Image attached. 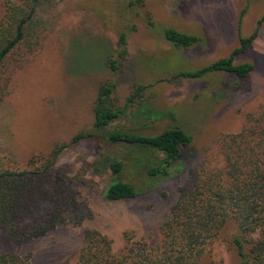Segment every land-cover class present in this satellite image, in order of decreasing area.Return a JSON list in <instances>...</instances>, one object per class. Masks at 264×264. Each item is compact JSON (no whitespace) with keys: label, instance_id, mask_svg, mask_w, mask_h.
<instances>
[{"label":"rangeland","instance_id":"374dc122","mask_svg":"<svg viewBox=\"0 0 264 264\" xmlns=\"http://www.w3.org/2000/svg\"><path fill=\"white\" fill-rule=\"evenodd\" d=\"M7 1L0 0V27L6 21ZM123 1L38 2L24 40L0 67V171H42L55 148L93 131L95 101L105 83H116L111 99L117 108H124L139 87L144 88L112 128L154 136L177 126L193 141L183 148L171 179L120 202L105 201L99 194L112 182L110 172H94L105 142L88 138L70 145L42 177L47 187L62 182L66 191L75 193L77 207L61 213L66 225L23 244L10 241L0 228V255L17 253L29 257L31 264H79L85 234L92 230L111 239L115 253L125 248L128 238L147 242L150 248L159 245L161 226L181 189L201 170L224 168L221 140L241 133L264 112V22L259 26L264 0H143L129 11L120 6ZM21 6L28 15L31 7ZM167 29L200 41L175 48L165 37ZM257 29L253 45L236 58V63L253 64L247 78L218 72L201 79L180 76L229 57L240 37ZM7 34L11 39L16 35L11 26ZM122 34L127 39L124 57L118 55ZM113 60L118 61L115 73L110 68ZM130 181L136 183L134 176ZM49 206L39 200L34 217ZM235 231L229 224L209 246L203 264L211 259L239 264L230 245Z\"/></svg>","mask_w":264,"mask_h":264},{"label":"trees","instance_id":"16d2710c","mask_svg":"<svg viewBox=\"0 0 264 264\" xmlns=\"http://www.w3.org/2000/svg\"><path fill=\"white\" fill-rule=\"evenodd\" d=\"M39 1H7L6 21L0 27V67L24 40V29ZM142 3L143 0H124L120 6L129 11ZM22 4L31 7L28 15H25ZM263 22L264 16L259 26ZM149 25L153 27L154 23L149 21ZM10 26L16 34L13 39L7 37ZM164 34L175 48H189L200 41L197 36L174 29H167ZM257 35L258 29L249 37H240L238 47L229 57L180 76L201 79L218 72L235 75L238 79L247 78L254 70L253 64L236 63V58L250 49ZM118 47V55L124 57L127 54L125 34L120 36ZM117 65V60L110 64L114 73L118 71ZM115 88L116 83L100 86L94 106L93 131L81 132L69 144L55 148L51 161L42 171H0V228L7 231L10 241L23 244L66 225L61 213L77 207L75 193L66 191L62 182L47 187L42 177L52 168L60 152L70 145L88 138L105 142L106 151L97 159L94 172L100 173L103 169L112 176L109 186L99 192L100 197L108 202L128 201L145 195L156 182L171 179L179 169L183 148L192 143L193 137L177 126L154 136L123 127L112 128L135 96L144 90L139 87L124 108H117L111 99ZM250 122L241 133L221 140L224 168L201 170L193 175L190 185L181 189L170 217L161 226L159 245L150 248L147 242H134L128 238L125 248L115 253L111 239L100 231H87L79 264H203L209 246L223 236L229 224L235 226L230 245L237 252L239 264H264V112ZM133 176L136 183L130 181ZM29 178L34 181L29 182ZM39 200H47L50 206L34 217L33 206ZM29 217H32L30 223L27 222ZM0 264L31 262L27 256L9 253L0 255ZM209 264H223V261L211 259Z\"/></svg>","mask_w":264,"mask_h":264}]
</instances>
